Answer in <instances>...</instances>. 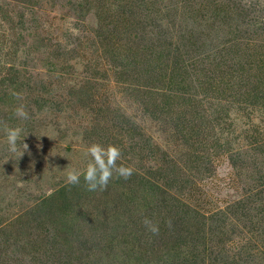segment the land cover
Listing matches in <instances>:
<instances>
[{
	"label": "rangeland",
	"instance_id": "obj_1",
	"mask_svg": "<svg viewBox=\"0 0 264 264\" xmlns=\"http://www.w3.org/2000/svg\"><path fill=\"white\" fill-rule=\"evenodd\" d=\"M105 27L149 78L103 53ZM175 73L189 98L168 91ZM259 84L264 102V0H0V264H264ZM5 125L26 150L8 151ZM93 142L118 146L131 177L69 187ZM63 198L67 242L52 237Z\"/></svg>",
	"mask_w": 264,
	"mask_h": 264
},
{
	"label": "trees",
	"instance_id": "obj_2",
	"mask_svg": "<svg viewBox=\"0 0 264 264\" xmlns=\"http://www.w3.org/2000/svg\"><path fill=\"white\" fill-rule=\"evenodd\" d=\"M103 33L104 34L101 35L102 37L99 35V38H101V40H100L101 49H102L103 53L105 55H107V57L109 55L110 60H113V62L116 63V66L120 70V72L124 73L126 76H129V77L130 76L131 77H138L141 74V76L145 75L146 77L149 78L148 74L150 71H147L148 69H145L148 66H144V67L140 66L141 60H140L139 53L138 54L137 53H135V54L131 53L132 55H130L128 53V51H129L128 48L120 46V44H119L120 39H118L119 35L116 32L109 31L105 27L103 30ZM162 52L163 51H161V50H157V55L154 54L155 59L152 58V52L150 53V55L148 56L150 66L152 65L153 62L161 61ZM151 61H152V63H151ZM176 63L174 65H176ZM182 64H183V67L186 68V66H184L185 64L184 63H182ZM181 67H182V65L179 64V66L177 67L175 72H180ZM173 72H174V68H173ZM133 79L135 80V78H133ZM186 80H187V78H185L183 76H179L175 73L174 77L171 81V85H173L174 88L171 90H168V91L176 94V96H186L189 98L190 95H189L188 90H187L188 88L183 89L184 85H186V83H187ZM145 83L146 82H143V84H139V86L142 89L138 88V90H144L142 92L148 93V92H150L149 86ZM223 83L225 84L226 87H228L227 83H225V82H223ZM212 84H214V85L216 84L214 86V88H216V89H214L215 91H221L222 88L219 87L221 85L220 80H217L216 82L211 83L210 86H212ZM259 88H260V84L258 85V87H252L251 89L248 88L249 92L247 93V97H249V99L252 100L253 106H256L258 104L259 106L262 107V106H264V102H261V100L263 99V96H262L261 92L258 91ZM160 103L161 104L158 107H159V109H162V110L167 109V107L169 108V106H171V108L176 107L174 102L170 103V105L167 104L166 101H161ZM202 113L203 112H201L199 114L200 119H202L201 117H203ZM197 119H199V117ZM216 119H219V117H217ZM217 121H219V120H217ZM187 127L188 128H186V129H188V130L191 129L192 131L194 130L195 132L196 131L202 132L204 129L202 124L200 126H196V125L193 126L192 125V127L191 126H187ZM144 179H146L145 176H143V180ZM147 184H149L151 186V189H152L153 185L154 186L156 185L155 182H150V180L147 181ZM69 187H73V185H69ZM61 192H64V191H61ZM61 192H59V194H61ZM76 203L77 202L73 203L70 200V198H63L61 200V209H59L60 212H59V216H58L59 222L56 224L55 229H54L53 234H52V237L54 240L56 238H59L60 236H64V238H66V239H62V241H64V242L71 241V240L67 239V237L69 236L68 234H70V235L73 234V232L70 231L71 228H70L69 223L73 219L75 220V218H74V215L72 216V214H70L71 218L68 219V217H69L68 215H69V213H71L73 211L74 207L76 206ZM44 219H46V216ZM42 224H43V222H42ZM62 241H60V243Z\"/></svg>",
	"mask_w": 264,
	"mask_h": 264
},
{
	"label": "clouds",
	"instance_id": "obj_3",
	"mask_svg": "<svg viewBox=\"0 0 264 264\" xmlns=\"http://www.w3.org/2000/svg\"><path fill=\"white\" fill-rule=\"evenodd\" d=\"M17 99H21L19 93H13ZM14 115L22 120L29 119V113L26 111L25 106L20 104L14 109ZM4 134L6 137V144L8 151L17 152V142L21 143L22 128L11 127L5 125ZM23 151L28 148L26 143H21ZM23 152L21 153V155ZM86 162L83 169L69 168L66 173V182L70 185H79L81 177H83L84 184L88 191H104L107 189L109 181L115 175L117 178L129 179L133 174L134 169L124 164L118 163L121 160L122 154L118 146L113 144L102 145L93 142L86 146L84 151ZM144 226L153 235L159 234V226L152 220L145 217L142 221ZM168 227L172 226V221H167Z\"/></svg>",
	"mask_w": 264,
	"mask_h": 264
}]
</instances>
